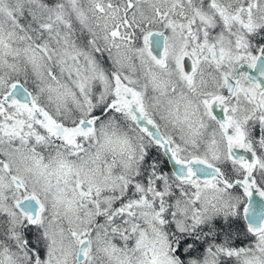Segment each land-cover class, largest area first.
<instances>
[{
    "label": "snow or ice",
    "instance_id": "obj_1",
    "mask_svg": "<svg viewBox=\"0 0 264 264\" xmlns=\"http://www.w3.org/2000/svg\"><path fill=\"white\" fill-rule=\"evenodd\" d=\"M0 264H264V0H0Z\"/></svg>",
    "mask_w": 264,
    "mask_h": 264
}]
</instances>
